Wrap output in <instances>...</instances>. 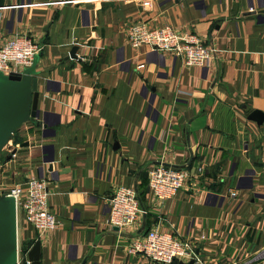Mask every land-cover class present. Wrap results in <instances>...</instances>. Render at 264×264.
Listing matches in <instances>:
<instances>
[{"label": "crops", "instance_id": "0c3cea01", "mask_svg": "<svg viewBox=\"0 0 264 264\" xmlns=\"http://www.w3.org/2000/svg\"><path fill=\"white\" fill-rule=\"evenodd\" d=\"M136 22L191 31L215 56L186 68L133 50ZM16 35L41 46L39 126L20 128L0 193L42 179L58 219L38 232L19 214L18 249L39 242V264H155L128 250L158 230L188 240L201 264H264V122L247 120L264 113V0H4L0 45ZM159 163L190 174L165 202L147 189ZM118 187L148 192L146 215L121 230L107 224Z\"/></svg>", "mask_w": 264, "mask_h": 264}, {"label": "built area", "instance_id": "2783aa9c", "mask_svg": "<svg viewBox=\"0 0 264 264\" xmlns=\"http://www.w3.org/2000/svg\"><path fill=\"white\" fill-rule=\"evenodd\" d=\"M127 39L133 50L147 47L153 52L169 53L186 68L206 67L215 56V50L197 34L177 31L170 26L149 28L144 23L136 22L128 27ZM40 52L41 46L26 35H16L5 40L0 45V73H22L32 65ZM142 68L144 65L137 67L138 70ZM189 177L185 169L154 164L147 173L148 190L157 201L165 202L184 188ZM3 195L14 198L16 216L22 214L26 224L34 230L51 232L57 228L58 219L48 209L47 186L42 179L29 178ZM230 196L234 198L236 193L232 192ZM108 206L107 224L118 230L134 225L140 217L146 215L134 187L116 188ZM193 249L188 240L180 239L173 232L149 230L131 244L128 252L141 254L155 264L188 261L201 264ZM28 251L21 253L18 249L17 264H31L27 258ZM260 256L264 258V249Z\"/></svg>", "mask_w": 264, "mask_h": 264}, {"label": "water", "instance_id": "95a60500", "mask_svg": "<svg viewBox=\"0 0 264 264\" xmlns=\"http://www.w3.org/2000/svg\"><path fill=\"white\" fill-rule=\"evenodd\" d=\"M4 0H0V9ZM73 47L69 57L76 59ZM36 57L32 65L20 74L3 75L0 73V151L8 143L11 135L23 124L38 125L37 78L35 77ZM247 120L260 126L264 113L254 110ZM174 167V166H173ZM117 230L116 228H114ZM17 216L15 201L7 195L0 196V264H17ZM31 264H39L40 243L35 242L27 252ZM177 264H194L178 262Z\"/></svg>", "mask_w": 264, "mask_h": 264}, {"label": "rangeland", "instance_id": "374dc122", "mask_svg": "<svg viewBox=\"0 0 264 264\" xmlns=\"http://www.w3.org/2000/svg\"><path fill=\"white\" fill-rule=\"evenodd\" d=\"M176 59V58H175ZM178 60V59H177ZM26 124V123H25ZM25 124H23L22 126H24ZM21 126V127H22ZM20 127V128H21ZM20 128L18 130H16L10 137L8 143L2 148V150L0 151V171L2 172V170L4 169V164L5 162H7V160H10L15 152V147L17 145V137L19 135L20 132ZM178 168V167H175ZM181 169V168H180ZM186 185V184H185ZM3 195L2 192L0 193V196ZM19 251H21V249L23 250L24 248L21 247V245L19 244ZM194 251V249H193ZM263 252V250H262ZM261 252V253H262ZM190 262V261H188ZM188 262H183V263H188ZM174 263H178V262H174Z\"/></svg>", "mask_w": 264, "mask_h": 264}, {"label": "trees", "instance_id": "16d2710c", "mask_svg": "<svg viewBox=\"0 0 264 264\" xmlns=\"http://www.w3.org/2000/svg\"><path fill=\"white\" fill-rule=\"evenodd\" d=\"M147 189H148V185H147ZM148 191H149V190H148ZM137 192H138V191H137ZM145 192L148 193L147 190H146ZM145 192H144L143 194H140V193L138 192V198H139V201H140L142 207H143V205H142L143 202H142V201L145 200V196H146V193H145ZM143 208H144V207H143ZM23 250L26 251V248H24ZM173 264H176V263H173Z\"/></svg>", "mask_w": 264, "mask_h": 264}]
</instances>
